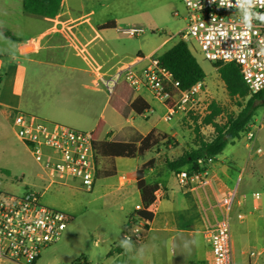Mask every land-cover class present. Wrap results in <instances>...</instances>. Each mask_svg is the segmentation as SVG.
Segmentation results:
<instances>
[{
	"label": "crops",
	"instance_id": "crops-1",
	"mask_svg": "<svg viewBox=\"0 0 264 264\" xmlns=\"http://www.w3.org/2000/svg\"><path fill=\"white\" fill-rule=\"evenodd\" d=\"M153 11L155 0H62L61 15L86 18L69 35L62 36L49 32L53 16L25 12L23 0H0V27L9 28L17 37L16 41H12L0 32V122L11 123L12 113L17 111L15 103L18 99H15L22 96L26 88V61L42 67L43 78L55 98L54 109L62 111L54 115L68 121L71 119L69 116L76 114L78 116L73 119L94 132L98 168L92 190L100 182V188L110 193L111 200L120 204L121 210H126L125 218L116 225L121 236L114 247H108L103 264H117V259L125 256L126 251L132 256L140 252L146 254L147 264H213V252L203 233L205 224L207 219L214 222L220 216L221 211L217 206L219 197L235 188L236 200L231 211L234 263L264 264L262 237L255 235V241L262 243L258 252L248 251L237 242L238 235L241 243L247 242L252 234V226L258 218H263V213L258 218L253 217L255 211L264 210L260 193L243 180L255 165L254 153H259L256 151V140L254 148L248 149L243 158L231 156L229 144L222 153L207 162L215 175L208 200L202 199L201 190L195 193L183 190L177 180L170 184V175L175 173L167 160L177 158L192 147L195 136L184 138L186 131L176 120L178 115L173 118L177 122L176 128L163 124L168 122L166 106L144 88L134 90L121 86L111 106L118 85L112 94L102 84L95 85L80 54V44L99 35L101 43L94 50L99 62L107 60L109 54L134 56L131 50L120 51L126 49L114 42L116 39L112 31L122 32L119 26L128 24H132L128 28L144 29L146 23L143 16L145 12ZM108 23H112L113 27H104ZM138 54L141 55L140 52ZM215 89L214 86L207 90L203 81L201 101L212 99L210 102H216ZM224 91L227 94L225 85ZM154 100L159 103L157 106ZM160 109L161 117L152 120L151 115ZM261 109L262 118L256 136L264 129V107L257 112ZM254 122L255 115L250 129L253 125L256 127ZM169 138H174L176 145H165ZM139 171L143 188L138 186ZM255 192L259 193V199L253 197ZM137 204L153 209L147 238L142 243H136L147 245L145 250L144 246L134 248L127 244L122 235L128 221L139 214L135 212ZM203 208L207 209L206 216ZM240 213L243 219L238 218ZM206 244L208 250L205 249ZM237 248L240 250L239 256ZM170 249L173 256H164V252ZM85 260L88 264H98L90 259ZM5 263L13 262L0 260V264Z\"/></svg>",
	"mask_w": 264,
	"mask_h": 264
},
{
	"label": "built area",
	"instance_id": "built-area-1",
	"mask_svg": "<svg viewBox=\"0 0 264 264\" xmlns=\"http://www.w3.org/2000/svg\"><path fill=\"white\" fill-rule=\"evenodd\" d=\"M186 13L185 28L180 39L198 48L202 57L215 63L235 62L240 68L251 94L264 90V0H183ZM179 16V13H175ZM50 34L69 35L84 17L53 16ZM122 32L131 37L144 32L143 28H126ZM101 43L99 35L80 44V54L87 63L95 85L102 84L112 94L122 78L134 90L146 89L166 106V120L187 114L199 107L203 82L183 89L173 73L163 66L158 56L109 54L99 62L94 50ZM113 61V62H112ZM143 64L139 66V64ZM16 136L29 148L40 166L46 184L44 191L56 184L68 186L78 181L91 191L97 179L95 135L93 131L78 130L49 122L33 114L14 111L11 119ZM246 146L254 148L256 134L251 129ZM261 152L260 148L256 149ZM210 161V160H209ZM183 190L202 191L208 200L215 178L206 164L200 172L182 169L175 173ZM237 188L219 197L221 214L214 222L207 219L204 236L213 252V264H234L231 230V211ZM259 199V193L252 194ZM42 193L28 191L22 196L0 194V260L15 264H35L41 251L58 242L71 216L41 202ZM207 215V209L203 208ZM135 212L153 213L152 207L137 204ZM243 219V214H238ZM150 219L136 214L126 224L123 239L142 243L149 231ZM254 252L251 253V256ZM77 264H84L80 261Z\"/></svg>",
	"mask_w": 264,
	"mask_h": 264
},
{
	"label": "rangeland",
	"instance_id": "rangeland-1",
	"mask_svg": "<svg viewBox=\"0 0 264 264\" xmlns=\"http://www.w3.org/2000/svg\"><path fill=\"white\" fill-rule=\"evenodd\" d=\"M176 12L179 13V16L175 15ZM185 13L186 9L183 0H155V11L145 12L143 16L146 23L144 24L145 26L143 25L144 32L131 37L121 31L114 30L112 31L116 39L114 42L118 43L121 48L126 49H120V51L131 50L135 53L134 55L140 52L144 56L152 54L157 57L180 40V32L186 26ZM131 25H120L119 29L123 30ZM166 38H169L168 41L162 43ZM189 48L205 71V88L211 90L215 86L216 102L220 103L225 109V113L236 112L238 108L235 105V101L230 99L224 91V85L216 67L202 57L198 48H193L191 45H189ZM24 63L28 67L26 88L22 96L15 99H18L17 103H15V110L36 115L52 123L88 131L83 126H80L81 123L77 119H73L78 116L76 114L69 116L71 119H68V121L65 118L54 115L61 114L62 111L59 108L54 109L55 98L50 88H48V83L43 78L42 67L32 65L26 61ZM123 85L130 87L128 82L122 78L112 96L111 106L117 99L119 88ZM15 100H13V103ZM210 100L201 101L199 107L193 110L191 115L187 113L181 115V117L179 115L178 117L176 116V120L181 123V126L186 131L185 139L187 136H190L189 139L194 138V118L202 117L207 113ZM153 103L155 106L159 104L156 100ZM262 111L263 109L255 113L254 123L256 127L253 125L251 129L254 133H257V128L260 127ZM161 115V109L157 110L151 115L152 120L158 119ZM163 124L174 126V128L177 127V122L174 119L173 121L163 122ZM211 130L210 127L202 129L207 135ZM247 142V135L241 134L238 139L228 146L229 148L231 147V156L243 158L249 152L246 146ZM257 148H260L261 152L254 153L255 165L250 169L252 172L244 175L243 180L260 193L264 207V129L260 133L258 132L256 136ZM175 181V175L171 174L169 183L173 184ZM99 184L100 182L97 183L94 190L88 191L82 187L80 182L72 181L68 186L56 184L44 191L46 184L40 166L35 162L26 145L16 136L11 123L0 122V192L22 196L28 191H39L42 193L41 202L44 205L61 210L71 216V220L63 231L60 240L41 251V259L37 264H74L79 259H90L98 264L104 263L108 255V247H114V243H117L121 236L120 230L116 225L125 218L126 210H121L120 204H116L111 200L109 197L110 193L101 189ZM261 213H263V218L260 219L258 217ZM253 217L258 218V220L252 226L250 239L241 243V237L238 235L237 242L239 246H244L248 251L258 252L262 243L261 241H255V235L257 234L262 237L261 240H264V210L255 211ZM125 242L134 248L144 246V250L147 249V245ZM204 246L206 250L209 249L207 244ZM126 252L125 256L117 259V264H147L146 254L140 252V254L132 256L129 251ZM239 253L240 250L237 248L238 256ZM164 256H173V250H166Z\"/></svg>",
	"mask_w": 264,
	"mask_h": 264
},
{
	"label": "trees",
	"instance_id": "trees-1",
	"mask_svg": "<svg viewBox=\"0 0 264 264\" xmlns=\"http://www.w3.org/2000/svg\"><path fill=\"white\" fill-rule=\"evenodd\" d=\"M61 5L62 0H23L25 12L35 15L54 16L60 12ZM112 25V23H108L104 27H113ZM0 32L9 40H17L9 28L0 27ZM158 59L180 81L183 89L190 88L199 81L203 82L206 77L204 69L188 44L181 39L159 55ZM213 65L225 85L229 98L235 101L238 110L225 113V109L219 103L210 102L207 113L202 117L194 118V145L184 150L177 158L167 160L174 173L182 169L189 172L203 171L209 160L222 153L241 134L250 130V124L256 111L260 107H264V90L257 94H251L237 63H215ZM192 113V111L189 112V115ZM203 127H210L212 130L207 135L202 131ZM164 144L176 145V142L174 138H169ZM138 175V186L143 188L144 184L140 180V171ZM139 215L152 218V215L146 212H139ZM81 260L84 261V264H88L85 259H79L74 264Z\"/></svg>",
	"mask_w": 264,
	"mask_h": 264
}]
</instances>
